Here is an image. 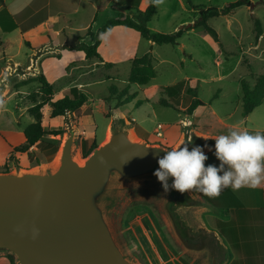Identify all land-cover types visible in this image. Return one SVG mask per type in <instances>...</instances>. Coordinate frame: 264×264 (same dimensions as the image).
Masks as SVG:
<instances>
[{"label": "rangeland", "instance_id": "rangeland-1", "mask_svg": "<svg viewBox=\"0 0 264 264\" xmlns=\"http://www.w3.org/2000/svg\"><path fill=\"white\" fill-rule=\"evenodd\" d=\"M49 1L6 0L7 4H10L14 9L19 7L16 17L20 27L31 26L48 17L51 11L59 10L57 16L54 15L56 17L53 21L55 25L50 26L53 27L50 37L52 41H57L58 44L63 42L61 44L63 47L75 46L80 39L90 34L91 26L96 33L108 19L118 16L121 12L129 14L145 2V0H63L61 5L60 0H53V6L46 8ZM235 1L238 0H158V10L149 22V28L154 32L173 33L181 29L183 25L185 28L193 26L196 31L192 33H188L189 30L186 31L187 34H184L179 41L185 46V50L193 51L199 60L197 65H190L184 69L181 64V57L185 55L180 46L177 44L155 45L152 54L155 58L154 65L157 76L146 87L148 97L152 98L157 93L161 95V88L150 87L153 83L162 86H169L180 81L184 83L186 75L206 78L224 75L223 78L218 79L219 82L204 83L196 88L203 98L211 97L213 92L220 87L226 91L225 97H231L235 95L237 90L241 89L242 77H245L252 84L253 79H255L254 73L264 71V58L257 57V51H253L254 47L250 50L251 53L248 50L250 45L255 46L257 42L256 18L260 20L264 29V0H247L252 2L251 5L240 6L231 15H220L208 20V24L219 33L221 44L220 42L218 44L223 50L220 56L214 39L202 26H195L201 18L198 13L199 9L196 7H224ZM146 2L148 4V0ZM3 5L0 3V11L3 10ZM56 29L59 30L60 34L56 32ZM20 32L21 30L13 32L0 30V39L2 40L0 46V173L51 172L58 167L62 148L70 135L67 123L71 120L76 130L77 128L73 114L69 115L67 112L65 118H52V107L47 104L42 108L44 127L47 130H59L60 134L44 136L39 144L31 146L24 153L15 149L25 144L24 128L35 121L29 112V108L35 105L32 100L33 94L39 96L38 100L41 99L38 82L19 85L21 81L34 77L30 76L32 74L31 66L26 62V54L31 51L29 48L31 41L22 39ZM238 36H240L243 49L248 50V53H243L240 50L242 46H239ZM3 41L9 44L6 51L14 57L5 52ZM222 43L234 51L230 61L226 59ZM150 47V41L140 33L119 26L104 35L102 55L108 62L102 60V68L96 65L100 63L97 57L91 58L88 62L78 60L73 64V69L71 66L68 72L63 70L64 61L71 57L76 58L73 56L76 54H65L64 61H53L54 66L49 70L48 78L55 84L56 98H60L70 91L65 90L63 92V87L79 82L85 84L79 90L88 96L89 111L92 109L91 116L85 119L88 135L92 136L95 132L98 140L103 137L109 121V117H106L104 112L111 111L116 100V96L112 95L110 87L114 85L119 90L127 88L130 85L128 80L131 71V58L144 55L150 51ZM43 50L44 48L38 51V54ZM16 59L23 60V63L16 64ZM94 64L95 70L93 71L85 68V65L88 67ZM137 91H131V94L135 93L138 95L137 100L144 102L142 91L138 89ZM108 97L113 98L108 100ZM162 110L174 114L171 109L162 107ZM49 142H53L54 146L48 147ZM80 142L81 139L77 130L73 155L83 164L88 157L82 156ZM154 145L165 147L163 144ZM171 183L172 178L169 179V184L171 185ZM174 193V189L165 192L162 182L154 174L134 181H119L115 186L107 206V217L121 249L135 264L146 263L141 253L133 250L129 238L131 234H135L133 230H136L135 232L139 236H146L145 232L150 230L146 222L143 221L144 226H142L139 219L148 209H152L155 216H159L160 224L162 227L164 226L166 237L170 243H174L173 245H176L177 249L189 250L186 247L187 244L178 235L171 218L173 209L171 210L168 202ZM182 215L197 231L191 234L190 229L183 228L185 241L195 243L197 240L204 247L196 251L198 253H193L196 263L212 264L214 250L218 248L214 239L207 231L198 227L193 219L191 209L182 210ZM136 220L137 223L135 224ZM0 252L5 253L10 260L19 264L16 254L9 250H0Z\"/></svg>", "mask_w": 264, "mask_h": 264}, {"label": "crops", "instance_id": "crops-1", "mask_svg": "<svg viewBox=\"0 0 264 264\" xmlns=\"http://www.w3.org/2000/svg\"><path fill=\"white\" fill-rule=\"evenodd\" d=\"M60 1L62 5L63 0ZM146 1L147 0L139 5V8L144 9L147 6ZM53 3V0H50L46 8L52 7ZM4 6L9 11L12 18L14 17V21L17 22V27L12 31H6L0 23V30L2 32L21 30V38L25 41H31V45H29L31 51L26 54V62L31 66L32 74H30V76H36L40 72H44L48 77L49 70L54 66L53 61H64L65 54H76L73 55L76 58L71 57L67 59V61H64L63 70L66 72L70 71L71 66L73 69V64L78 60L90 61L91 58H86L82 51L76 49V46L82 42L87 44H93L95 42L96 33L92 26L90 27V34L80 39L75 46L68 45L63 47V45H61L63 42H59L60 44H58L57 41H52L50 37L53 28L50 26L55 25L53 21L56 19L55 16H57L59 10L54 12L51 11L48 17L39 20L31 26L20 27V23L16 17L19 7L14 9L10 4H7L6 0H4ZM262 30L263 33L257 38L255 46L250 45L248 49L249 53H251L250 50L254 47L253 51H257V57L260 59L264 58L263 27ZM194 31H196V28L190 29L188 33ZM56 32L60 34L58 29H56ZM238 38L239 46H242L240 36H238ZM180 39H182V37ZM219 42L220 39L214 43L220 56L223 50L219 47ZM150 44L151 47L148 52L153 53L154 46L157 44L151 41ZM177 45L181 47L185 55L181 57L182 67L185 69L187 66L197 65L199 57L195 55L193 51L185 50V46H183L180 41ZM222 46L227 61H230L234 51L228 49V46L226 47L223 43ZM3 47L5 48V52L10 54L6 51L9 44L3 41ZM102 47L103 41L99 48L101 55ZM43 48V52L38 54V51ZM240 50H242L243 53H248V50H244L243 46ZM10 56L14 57L11 54ZM99 60L100 63L96 65L102 68V59ZM103 60L108 62L105 57H103ZM15 63L22 64L23 60L16 59ZM218 63L220 62L218 61ZM85 68L93 71L95 70V64L88 67L85 65ZM25 72H28V70H25ZM254 74L264 75V71H259ZM223 76L224 75L206 78L186 75L184 83L180 81L169 86L153 83L150 87L161 88V95L157 93V95L152 98L148 97L146 94V87L148 84L140 85L136 83L131 84L129 82V94H131V91L138 92L137 89L141 90L145 101L142 102L141 100H137L138 95L134 93L133 95L135 97L131 101L115 108L116 99L111 107V117H109L105 133L100 140H98L95 132L92 136L88 135L85 127V119L90 117L92 113V109L89 111V105H83L79 113L68 112L67 114H73L74 121L75 117L79 115V123L77 124L75 121L79 137L81 141L82 139L88 140L89 143L91 141L90 144L94 142L97 144L106 142L113 129L119 125H124L127 131L132 133L133 136L135 138L137 137L140 141L151 144H163L172 148L179 147L186 140L187 135L197 136L203 140H205L204 137H209L205 140L207 143L202 145V147L204 145L212 147V151H209L207 147L204 148L205 154L209 157V159L205 161V165L216 164L218 166L220 161L214 155L215 142H210V140H214L211 137L219 134H227L231 129H248L264 132V101L249 115L245 116L243 113L242 85L241 89L237 90L235 95L231 97H225L224 93L226 91L221 87L215 90L213 95L208 98H203L198 93L197 86H202L204 83L219 82L218 79L223 78ZM242 79L246 78L242 77ZM254 84L255 80L253 79L251 85L253 86ZM83 85L85 84L81 82L75 83L68 87H63L62 91L70 90L72 87L82 88ZM68 93H70V91H68ZM195 99H200L205 104L198 105L190 112L188 108ZM163 101H168L172 106L165 105ZM129 105H131V107H129ZM162 107L171 109L174 111V114L167 113L165 110H162ZM60 117L65 118V115L54 118L58 119ZM183 121H191L193 125L191 127L185 126L182 123ZM67 124L68 126L71 124L75 129L71 120ZM158 124H163V137H159L156 133ZM77 130L75 129L76 132ZM80 151H82L81 142ZM189 194L195 202L190 206L181 207L179 209V214L186 225L191 228V234H194L197 232L194 226L182 215V210L191 209L193 219L198 224V227L207 231L214 239L218 248L214 250L212 264H264V182L255 188L242 187L237 191H233L231 187H228L223 189L217 197H209L196 189L189 191ZM162 217L164 219V215ZM139 219L142 226H144L143 221H145L150 230L145 232L146 236H139L136 234V230H133L135 234H131L129 240L132 243L133 250L141 253L146 264H197L193 253H198L196 251L204 248L201 242L196 240L195 243L192 242L190 245H185L189 250L177 249L176 245H173L174 243L171 244L170 240L166 237L165 228L164 226L162 227L159 216H155L152 209L145 211ZM137 220L134 222L135 224ZM0 264H11L10 258L2 252H0Z\"/></svg>", "mask_w": 264, "mask_h": 264}, {"label": "water", "instance_id": "water-1", "mask_svg": "<svg viewBox=\"0 0 264 264\" xmlns=\"http://www.w3.org/2000/svg\"><path fill=\"white\" fill-rule=\"evenodd\" d=\"M69 131L55 170L0 173V250L16 254L19 264H135L116 239L107 206L119 181L153 175L158 158L172 147L135 141L119 125L81 164L73 155L71 124ZM183 143L191 150L207 141L187 135ZM194 202L189 192L177 190L168 202L187 245L183 228H191L179 209Z\"/></svg>", "mask_w": 264, "mask_h": 264}, {"label": "trees", "instance_id": "trees-1", "mask_svg": "<svg viewBox=\"0 0 264 264\" xmlns=\"http://www.w3.org/2000/svg\"><path fill=\"white\" fill-rule=\"evenodd\" d=\"M1 4H4V0H0ZM252 2L247 0H238L227 4L224 7L210 6L207 8H199L198 13L200 15V20L195 24V26H202L205 31L213 37L215 41H219L218 32L208 24V20L212 17H217L220 15L227 16L235 12L237 8L243 5H251ZM158 10V0H148V4L144 9L135 8L129 14L121 12L118 16L112 17L107 20V22L101 26L96 32V40L93 44L79 43L76 49L82 51L86 58L97 57L103 60L99 48L102 44L103 38L101 34H106L116 27L122 26L140 33L147 40L157 44H179L180 38L185 34L186 31L193 28V26L184 27L175 31L173 33H163L152 31L148 24L157 13ZM0 23L3 29L6 31H12L17 27V23L12 18L9 11L3 5V10L0 11ZM263 33L261 22L256 18V37L259 38ZM2 45V40L0 39V46ZM154 56L151 52L145 53L141 56H133L131 58V71L129 75V82L131 84L147 85L156 76L157 71L154 65ZM255 84L252 86L249 81L242 79V100H243V113L245 116L249 115L256 107L260 106L264 101V75H255ZM32 82L39 83V92L41 93V99L38 100L37 95L33 94L32 100L35 105L29 108V112L35 118V121L30 123L24 128V135L26 137L25 144L16 147L15 149L20 153H24L30 149L31 146L39 144L44 136L49 134H60L59 130H47L44 127L43 121V111L42 108L50 104L52 107L51 117L63 116L67 112H80L83 105L89 102L88 96L79 90L77 87H72L70 93L56 98L57 92L55 84L51 81L44 72H40L34 77L23 80L19 85H26ZM112 95H115L117 99L115 108H118L125 103L131 101L135 96L129 94V87L119 90L116 86L110 87ZM113 97H109L108 100ZM165 105L172 106L168 101H163ZM205 103L200 99H195L188 111L194 110L198 105H204ZM106 117H111V111H106ZM75 121L79 123V115L75 117ZM210 142H215V140H210ZM48 147H53L54 143L49 142ZM98 146L96 142L89 144L88 140L82 139L81 148L82 156L88 157L92 151ZM11 264H17L16 261L11 260Z\"/></svg>", "mask_w": 264, "mask_h": 264}, {"label": "clouds", "instance_id": "clouds-1", "mask_svg": "<svg viewBox=\"0 0 264 264\" xmlns=\"http://www.w3.org/2000/svg\"><path fill=\"white\" fill-rule=\"evenodd\" d=\"M104 35L101 34V38ZM211 138L215 140L218 166L205 165L209 157L204 148L212 151L208 145H197L189 150L188 144L183 143V147L172 148L158 158L159 167L154 175L162 182L165 192L174 189L184 193L196 189L209 197H217L228 187L237 191L242 187L255 188L264 182V132L231 129L227 134Z\"/></svg>", "mask_w": 264, "mask_h": 264}, {"label": "built area", "instance_id": "built-area-1", "mask_svg": "<svg viewBox=\"0 0 264 264\" xmlns=\"http://www.w3.org/2000/svg\"><path fill=\"white\" fill-rule=\"evenodd\" d=\"M182 123L185 126H188V127H191L193 125V123L191 121H183ZM156 133H157V135L159 137H163V135H164V132H163V124H158Z\"/></svg>", "mask_w": 264, "mask_h": 264}, {"label": "bare ground", "instance_id": "bare-ground-1", "mask_svg": "<svg viewBox=\"0 0 264 264\" xmlns=\"http://www.w3.org/2000/svg\"><path fill=\"white\" fill-rule=\"evenodd\" d=\"M130 137H131V139H133V140H135V141H139V140L137 139V137L135 138V137L133 136L132 133H130ZM75 159H76L77 161H79V159H78L77 157H75Z\"/></svg>", "mask_w": 264, "mask_h": 264}]
</instances>
